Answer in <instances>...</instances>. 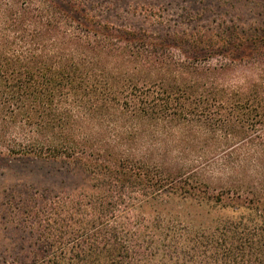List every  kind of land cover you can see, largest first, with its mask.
<instances>
[{
  "label": "trees",
  "instance_id": "trees-1",
  "mask_svg": "<svg viewBox=\"0 0 264 264\" xmlns=\"http://www.w3.org/2000/svg\"><path fill=\"white\" fill-rule=\"evenodd\" d=\"M62 6L0 0V156L77 160L90 184L31 216L36 252L3 264H264V40L159 43ZM185 44L252 47L255 77ZM166 198L194 216L138 212Z\"/></svg>",
  "mask_w": 264,
  "mask_h": 264
},
{
  "label": "rangeland",
  "instance_id": "rangeland-1",
  "mask_svg": "<svg viewBox=\"0 0 264 264\" xmlns=\"http://www.w3.org/2000/svg\"><path fill=\"white\" fill-rule=\"evenodd\" d=\"M60 1L63 9L79 24L107 25L146 34V38L159 43L184 44L180 39L186 40L189 35L190 40L195 38L198 44L221 36H230L232 41L246 44L264 40V0ZM200 50L194 53L185 44L176 53L199 60L213 58L214 62L217 59L243 60L242 66L230 74L241 76V80L255 77L247 65L253 61L252 47L241 53H236L233 46L229 50L217 48L212 56L204 46ZM89 184L90 179L77 160L0 156V264L4 260L11 263L17 259L25 261L36 252V237L40 233L32 229V217H44V207L57 198H79L88 190ZM186 206L179 200L148 201L138 206V212L146 216L158 213L174 218L188 217L190 213L194 216L193 209L187 211Z\"/></svg>",
  "mask_w": 264,
  "mask_h": 264
}]
</instances>
